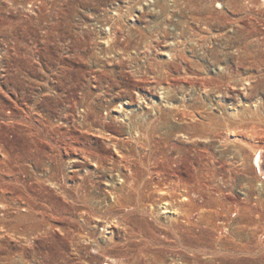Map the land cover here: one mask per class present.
<instances>
[{"label": "rangeland", "instance_id": "374dc122", "mask_svg": "<svg viewBox=\"0 0 264 264\" xmlns=\"http://www.w3.org/2000/svg\"><path fill=\"white\" fill-rule=\"evenodd\" d=\"M258 153L264 0H0V264H264Z\"/></svg>", "mask_w": 264, "mask_h": 264}, {"label": "built area", "instance_id": "2783aa9c", "mask_svg": "<svg viewBox=\"0 0 264 264\" xmlns=\"http://www.w3.org/2000/svg\"><path fill=\"white\" fill-rule=\"evenodd\" d=\"M260 153V152H259ZM258 153V154H259ZM256 155L255 156V159H254V166H255V169H256V172H257V174L262 178V180H264V169L262 168V163H263V160H262V154H259L260 155V163H259V165H257L256 163H255V160L258 158V156L259 155Z\"/></svg>", "mask_w": 264, "mask_h": 264}, {"label": "bare ground", "instance_id": "6f19581e", "mask_svg": "<svg viewBox=\"0 0 264 264\" xmlns=\"http://www.w3.org/2000/svg\"><path fill=\"white\" fill-rule=\"evenodd\" d=\"M258 159H259V156H258V158L256 159V163H257V164H259V160H258Z\"/></svg>", "mask_w": 264, "mask_h": 264}]
</instances>
